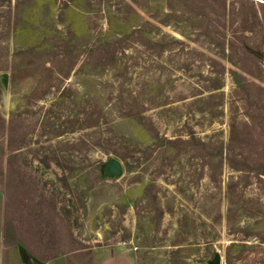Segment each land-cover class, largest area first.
Wrapping results in <instances>:
<instances>
[{
	"label": "rangeland",
	"instance_id": "obj_1",
	"mask_svg": "<svg viewBox=\"0 0 264 264\" xmlns=\"http://www.w3.org/2000/svg\"><path fill=\"white\" fill-rule=\"evenodd\" d=\"M125 1L138 18L115 0H0L5 264H264V91L236 110L252 129L234 152L256 170H233L227 70L263 89L264 72L195 43L183 0L173 19L167 0Z\"/></svg>",
	"mask_w": 264,
	"mask_h": 264
},
{
	"label": "trees",
	"instance_id": "obj_2",
	"mask_svg": "<svg viewBox=\"0 0 264 264\" xmlns=\"http://www.w3.org/2000/svg\"><path fill=\"white\" fill-rule=\"evenodd\" d=\"M130 1L140 9H144L148 3V0ZM173 1L167 0L168 14L166 16L169 19L177 18L180 13L173 9ZM238 2L241 3V6ZM183 3L184 11L190 16L188 21H190L191 35L195 37V43L204 37L213 47L212 49L208 48V50L215 49L216 52L214 53L222 54L225 60L240 68L246 75L257 80L261 79V73L264 72V45L262 44L264 43V20L260 19V14L264 12V0H183ZM115 6L119 8L120 12L126 11V13L137 16L134 8L125 0H115ZM193 20H197V23L192 22ZM159 22L163 25H169L168 20L160 19ZM142 26L159 30L158 27L147 21H143ZM224 27L226 28L225 32L220 33ZM257 38H260L259 44L256 41ZM221 39L223 42H220ZM173 41L178 43V40L173 39ZM199 43L198 45L202 47L201 42ZM179 44L181 43L179 42ZM110 48L108 47V50ZM195 53L208 60L209 64L218 65L216 61L204 56L200 51L195 50ZM227 72L230 82L234 86L229 95L231 137L228 144V166L233 170L240 169L237 166L239 161L244 166L248 164L252 169L250 171L254 172L256 170V158L251 157V155L246 157L243 153L244 155L237 159L240 154L234 152V140L241 142L252 129L249 121H247V116L237 114L236 110L239 104H244L252 99L250 91L258 92L264 91V89L237 71L227 70ZM210 87L212 90L218 89L215 83L211 84ZM207 98H214V94H210ZM196 101L201 100L197 98ZM23 254L24 252H22Z\"/></svg>",
	"mask_w": 264,
	"mask_h": 264
},
{
	"label": "crops",
	"instance_id": "obj_3",
	"mask_svg": "<svg viewBox=\"0 0 264 264\" xmlns=\"http://www.w3.org/2000/svg\"><path fill=\"white\" fill-rule=\"evenodd\" d=\"M6 211H7V196L4 184L0 177V264H5V261H14L18 259V250L12 243L6 242Z\"/></svg>",
	"mask_w": 264,
	"mask_h": 264
},
{
	"label": "water",
	"instance_id": "obj_4",
	"mask_svg": "<svg viewBox=\"0 0 264 264\" xmlns=\"http://www.w3.org/2000/svg\"><path fill=\"white\" fill-rule=\"evenodd\" d=\"M106 167H107L106 169L108 175L113 178L119 177L122 174L121 163L116 159L113 158L108 159L106 163ZM219 262H220V258L218 254H216L212 264H219ZM26 264H32V263L29 260H27ZM33 264H37V263H33Z\"/></svg>",
	"mask_w": 264,
	"mask_h": 264
}]
</instances>
